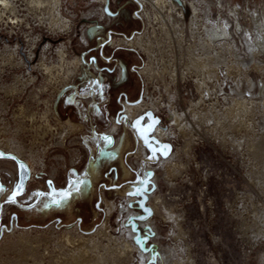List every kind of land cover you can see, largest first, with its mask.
<instances>
[{
	"label": "rangeland",
	"instance_id": "rangeland-1",
	"mask_svg": "<svg viewBox=\"0 0 264 264\" xmlns=\"http://www.w3.org/2000/svg\"><path fill=\"white\" fill-rule=\"evenodd\" d=\"M10 1L15 13L4 7L0 11V141L12 149L0 145V247L8 248L1 257H15L13 249L22 245L20 234L50 240L66 230L76 233L78 226L92 232L108 216L107 231L129 237L146 253L143 264H175L173 260L188 256L191 261L186 264H264V153L254 158L247 150L248 141H255L264 126V48L253 56L248 45L257 42L250 31V13L264 12V0H221L225 8L212 9L213 15L230 17L231 7L239 3L247 32L233 26L235 52L216 50L217 58L228 59V66L220 62L213 77L205 76L203 89L209 98L205 95L198 107L211 120L197 121L199 138L188 154H181L183 167L169 176L160 166L161 158L182 148L189 137L172 119L168 121L163 107L171 109L175 102L183 111L200 93L189 77L171 82L161 74L148 80L140 73L147 54L113 43L142 31L152 34L143 6L137 0H60L53 13L60 14L66 27L51 28L47 5L52 0H36L37 9L27 6L31 0ZM174 1L182 15L173 13V23L183 28V42L200 54L189 28L191 0ZM106 6L112 15L105 12ZM62 47L66 59L78 57L80 65L73 77L56 87L40 64L57 63ZM156 52L164 56L157 47ZM159 56L155 63L163 62ZM237 58L241 65L229 66ZM255 61L260 69L252 64ZM120 64L123 76L118 78ZM145 91L164 103L154 119L161 118L160 126L174 132L171 139L153 135L150 110L133 119L124 116L123 103L138 100ZM46 98L58 118L80 125L78 131L65 134L64 142L51 135L44 144L34 141L29 115L39 119ZM236 98H244L247 105L240 120L229 126L226 118L231 116L225 109ZM191 114L186 112V120H193ZM149 125L151 130L142 135L140 129ZM139 139L145 153L135 155ZM13 143L20 144L22 154L10 146ZM18 187L21 194L9 202ZM65 192L70 195L63 196ZM152 196L158 199L155 205ZM107 200L113 205L109 215ZM121 202L129 209L122 216L126 219L122 233L117 211ZM102 243L112 256L113 244ZM168 248L171 262L162 255ZM105 264H141V259L134 252Z\"/></svg>",
	"mask_w": 264,
	"mask_h": 264
},
{
	"label": "bare ground",
	"instance_id": "bare-ground-1",
	"mask_svg": "<svg viewBox=\"0 0 264 264\" xmlns=\"http://www.w3.org/2000/svg\"><path fill=\"white\" fill-rule=\"evenodd\" d=\"M98 1L105 3L108 0ZM137 1L143 6V14L148 18L147 24L152 28V34L150 35L142 31L134 33L131 36L118 37L117 39L113 40V43L126 47H136L138 50H141L147 54L148 61L142 67H140V73L144 74L148 80L153 81L155 76H160L161 74L168 76L171 82L189 77L194 80L196 88L200 93L199 98L197 100L190 101L189 107L183 111H178V107L175 102L173 103L174 107L171 106V109H168V106L163 107V110L167 112L166 114L168 121L170 122V119H172L176 125V128L179 129L181 133L187 134L189 137L182 148H176V150L161 158L160 166L162 167L164 174L169 176L173 175V173L178 168L183 167L184 164L180 160L181 154H188L191 144L194 143L196 138H199L198 129L200 127L197 121L208 122V120H211L210 117L206 116V112L198 110V107L204 104L203 102L206 100L204 98L205 95L207 98H209L207 92L203 89L205 86V76L213 77V73L216 70L217 64L220 62L225 63V65L228 66V59L225 57L217 58L216 50L220 51L221 49L225 48V50L227 49L226 51L228 52H235V46L232 44L233 37L231 34L232 30H234L233 26H235L236 29H239L241 33H246L247 27L241 22L240 11L242 7L239 3H235L233 7H231V15L228 17V14H219L216 16L211 13L213 8L220 7L219 10L217 9L218 11H221L222 7L225 8L221 0H191L189 4L192 15L190 17L191 20L189 23V28L192 38L194 39V37H197V48H201L202 50V52L199 51L200 54H196V52L191 48L189 42L187 45L183 42V28L180 27L178 23H173V13H175L177 16L182 15V13H178V11L181 10L180 7L176 5L174 0ZM59 2L60 0H52L47 5V13L49 14L48 24L51 28L66 27V22L60 18V14L53 13V11H57ZM36 4V0H31L27 6L30 9H37ZM2 7L8 8L11 12L14 11V13L16 11L13 1L10 0H0V11ZM101 7L102 6L99 5V9H101ZM101 10H103V7ZM257 11L260 10H252L249 16V20L253 23L250 26V31L253 33L254 40L257 41H250L248 43L250 47V53L253 56L260 52V48H264V12L259 13ZM261 11H264V6L261 8ZM110 15L108 16L109 18ZM105 18H107L106 15ZM155 23H158L157 27L154 26ZM82 37L85 42L84 36ZM156 47L162 52L164 56H159L160 53H155ZM57 54V63L55 62L47 64V62L45 63L44 61H41L42 63L40 64L41 68L46 74L47 80H49V82L56 83V87L60 84V82H66L71 77H73L78 70V66L80 65V59L78 57L66 59L63 47L57 50ZM158 56L159 59L161 57L163 62L160 60L159 63H155V61L158 60ZM242 62L243 61H241L240 58H237L235 61L231 62L229 66L235 65L238 67L237 65L240 66ZM153 63L162 66H155ZM252 64L257 69H260V64H257L256 61ZM164 89L166 90V94L169 96L170 88L168 82L164 83ZM52 91H56L55 87H52ZM144 93L145 95L141 96L136 101H125L123 103L124 115L127 118L133 119L135 116L146 110H150L152 113L160 112L158 111L159 107H161L164 103H160L157 98H154L153 95L148 93V91H145ZM42 102L44 104V109L40 113L39 119H36V115L34 116L33 113L29 115L32 121L31 125L34 126L35 134L33 138L35 142L37 141L38 143L44 144L45 137L51 135L57 138L56 142L61 143L64 142L65 134L78 131L79 125L70 119L67 118L65 120H61L57 118L51 109L50 101L47 98ZM246 105L247 102L244 98H236L226 106L225 114L226 116H231L230 118H226V120H228L227 125L231 126L235 121L240 120L241 113L245 109ZM188 110L192 112L191 116L193 117V120H186V112ZM25 111L26 109L21 106L20 113L25 115ZM50 116L53 118L52 123L50 122L52 121ZM156 124L153 125L152 131L153 135L158 139H171L175 136L173 134L174 132L170 128L166 129L160 126L163 123L159 124L157 121ZM221 138L222 140H225L224 137ZM139 140L135 155L145 153L144 145L142 144V141ZM237 142V145H239L240 142ZM8 144L9 143L7 141H0L2 149L6 148L12 150ZM45 144H50V141H46ZM10 146H16L18 148L16 151L19 154H22V150L19 148L21 147L19 143H13ZM239 146L241 147V145ZM247 150L248 152L252 153L254 158L262 156L264 153V126L261 129L260 136L256 138L255 141H248ZM107 201V215H109L112 211L113 205L111 204L112 202L110 203L109 200ZM150 201L153 203V205H155L158 202V199L156 196H152ZM117 211L120 214L119 228L122 229L120 231L122 233L124 232L123 228H125L126 222V219H123L122 216L125 212L128 213L129 209L121 202L119 204V209L117 208ZM107 219L108 216L102 223L97 225L94 230H92V232L82 231L80 226H78L76 233H73L71 230H66L61 234H57L55 238L52 237L53 239L50 240H47L46 237L41 238L36 236V238H30L25 234H20L19 237L21 239L22 245L13 249V251H15V257L9 259L2 258L1 252L6 251L8 248L1 246L0 261L2 264H105L106 262L118 259L120 257L122 258L123 256H125V258L129 257L134 252H137L141 259V264H143L147 258L146 253L139 249L137 245L131 240H129V237H125L124 234L123 236L122 234L120 236L110 234L107 231ZM244 229L246 228L244 227ZM178 230L179 233L182 234L179 224ZM37 237H39V243H34V241H37ZM103 240H107L106 245L108 246L113 244L112 249L115 251L112 256L106 251L107 247L102 243ZM51 244L52 247H50ZM39 250L42 252H39ZM167 252H171L169 248L167 251L163 250L162 255L166 262H171L173 258L171 259L170 253L168 254ZM173 261L175 264H186L185 261H189L190 263L191 259L188 256L186 260L176 259Z\"/></svg>",
	"mask_w": 264,
	"mask_h": 264
},
{
	"label": "snow or ice",
	"instance_id": "snow-or-ice-1",
	"mask_svg": "<svg viewBox=\"0 0 264 264\" xmlns=\"http://www.w3.org/2000/svg\"><path fill=\"white\" fill-rule=\"evenodd\" d=\"M139 121H137V124L139 125ZM154 123H156V122H154ZM151 128H152V125H149V128L146 130V129H143V128H141L140 130H141V134L142 135H144V134H146V132L147 131H150L151 130ZM107 139V138H106ZM167 148V146H165V149ZM153 151H155V149H153ZM164 154L165 155H167V151L165 150L164 151ZM3 156V154H0V157H2ZM11 159H16L15 157H11ZM25 166L24 165H22L21 164V168H24ZM0 190H2V189H0ZM77 190H79V189H77ZM21 191H22V188H19L18 187V190L17 191H15L14 193H13V195L9 198V202H15V198H16V196H18V195H20L21 194ZM68 195H70V193H67V192H65V193H63V196H65V197H67ZM57 203H58V201H57Z\"/></svg>",
	"mask_w": 264,
	"mask_h": 264
},
{
	"label": "water",
	"instance_id": "water-1",
	"mask_svg": "<svg viewBox=\"0 0 264 264\" xmlns=\"http://www.w3.org/2000/svg\"><path fill=\"white\" fill-rule=\"evenodd\" d=\"M105 12L108 13V14H112V12L109 10V8L107 6L105 7ZM149 115H150L149 117L151 118V124L154 125V122H157L158 118L154 119V115L150 111H149Z\"/></svg>",
	"mask_w": 264,
	"mask_h": 264
},
{
	"label": "crops",
	"instance_id": "crops-1",
	"mask_svg": "<svg viewBox=\"0 0 264 264\" xmlns=\"http://www.w3.org/2000/svg\"><path fill=\"white\" fill-rule=\"evenodd\" d=\"M120 66V69H121V71H120V78H121V76H123V68H122V66H121V64L119 65ZM71 85H74V82L72 81L71 82ZM53 105V104H52ZM54 112V111H53ZM55 113V112H54ZM56 115V114H55ZM125 116V115H124ZM58 118V117H57ZM127 118V117H126ZM60 119V118H59ZM69 119V118H68ZM129 119V118H128ZM72 121V120H71ZM75 123V122H74ZM77 125H79V124H77ZM116 125V124H115ZM79 127H80V125H79Z\"/></svg>",
	"mask_w": 264,
	"mask_h": 264
},
{
	"label": "built area",
	"instance_id": "built-area-1",
	"mask_svg": "<svg viewBox=\"0 0 264 264\" xmlns=\"http://www.w3.org/2000/svg\"><path fill=\"white\" fill-rule=\"evenodd\" d=\"M120 71H121V69H120V67H118V70H117V72H118V74H117L118 78H120ZM153 115H155V112L153 113ZM158 122H159V124L162 123L161 118H159V117H158Z\"/></svg>",
	"mask_w": 264,
	"mask_h": 264
}]
</instances>
